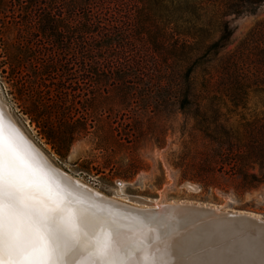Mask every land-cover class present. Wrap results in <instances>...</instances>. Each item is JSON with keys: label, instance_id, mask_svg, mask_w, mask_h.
Masks as SVG:
<instances>
[{"label": "trees", "instance_id": "obj_1", "mask_svg": "<svg viewBox=\"0 0 264 264\" xmlns=\"http://www.w3.org/2000/svg\"><path fill=\"white\" fill-rule=\"evenodd\" d=\"M263 2L0 0V74L39 134L66 151L88 137L111 159L164 133L145 118L190 114L204 144L184 165L207 185L251 191L264 182V127L241 134L222 114L223 97L237 107L254 84L223 50L230 17Z\"/></svg>", "mask_w": 264, "mask_h": 264}, {"label": "rangeland", "instance_id": "obj_2", "mask_svg": "<svg viewBox=\"0 0 264 264\" xmlns=\"http://www.w3.org/2000/svg\"><path fill=\"white\" fill-rule=\"evenodd\" d=\"M233 34L223 55L235 54L242 59L246 77L254 84L237 107L232 105L228 94L222 114L228 124L239 133H244L246 125L256 126L258 131L264 127V2L253 14L230 17ZM9 85L0 74V96L8 110L15 116L17 124L23 128L28 137L42 149L56 166L68 174L99 190L107 196L115 193L121 199L139 196L156 200L158 204L185 202L221 205L223 211H246L264 217V182L251 191H241L238 182L221 181L219 186L207 185V180L199 181L201 173L186 164L189 150L203 146L200 133L193 130V118L190 114L175 109L162 111L145 118V127L157 130L164 128L161 136L135 144L128 150H122L109 159L108 153L96 149L90 138L75 140L66 151L58 148L42 135L34 123L23 114L15 103ZM255 124V125H254ZM187 153V154H186ZM185 155V156H184ZM113 156V155H112ZM135 162L130 164L129 160ZM226 170L228 168L226 167ZM258 168L255 166V171ZM122 172V173H119ZM264 174V167L260 171ZM225 182V183H224ZM184 183L195 185L198 190L192 191ZM207 186H206V185ZM115 191V192H114ZM124 193V194H122ZM250 234L257 236L264 245V233L251 228ZM257 232V233H254ZM259 232V233H258Z\"/></svg>", "mask_w": 264, "mask_h": 264}, {"label": "snow or ice", "instance_id": "obj_3", "mask_svg": "<svg viewBox=\"0 0 264 264\" xmlns=\"http://www.w3.org/2000/svg\"><path fill=\"white\" fill-rule=\"evenodd\" d=\"M120 229L52 183L0 113V264H150Z\"/></svg>", "mask_w": 264, "mask_h": 264}, {"label": "bare ground", "instance_id": "obj_4", "mask_svg": "<svg viewBox=\"0 0 264 264\" xmlns=\"http://www.w3.org/2000/svg\"><path fill=\"white\" fill-rule=\"evenodd\" d=\"M0 113L6 123L17 131L19 129L32 141L22 126L17 124L18 121H15V116H12L1 96ZM34 145L43 154L38 153L48 179L69 191L97 218L119 223L122 238L137 250L140 259H147L150 264H264L262 239L259 240L249 231L254 228L264 233V225L241 223L228 218L230 213L264 220L263 216L246 211H223L221 205L211 207L182 201L164 203L201 206L221 212L222 216L197 215L183 210L159 209L155 199L131 195L121 199V193L107 196L56 166L46 152ZM52 166L61 174L55 172ZM187 187L192 191L198 190L189 183Z\"/></svg>", "mask_w": 264, "mask_h": 264}, {"label": "water", "instance_id": "obj_5", "mask_svg": "<svg viewBox=\"0 0 264 264\" xmlns=\"http://www.w3.org/2000/svg\"><path fill=\"white\" fill-rule=\"evenodd\" d=\"M18 132H20V134L24 137V139L28 142V145L36 152V153H40L41 155H43L38 148L34 145V143H32V141H29V139H27L25 137V135L18 129ZM51 165V164H50ZM52 168H55L54 166H52ZM55 172L60 173L61 172L58 169H53ZM75 182V181H74ZM75 184H77L78 186H81V184L75 182ZM188 183H184L183 186L186 187ZM83 187V186H82ZM156 207H158L159 209H163V210H183V211H187L193 214H197V215H215V216H222L221 212H216L212 209L209 208H205V207H201V206H196V205H165V204H159ZM230 219L234 220V221H239L241 223H252V224H258V225H264V220L260 219V218H252V217H248V216H239L238 214H233L230 213L229 217ZM227 218V219H228Z\"/></svg>", "mask_w": 264, "mask_h": 264}]
</instances>
